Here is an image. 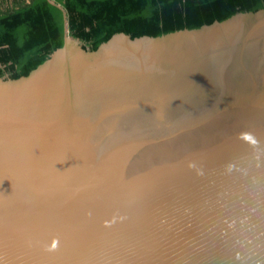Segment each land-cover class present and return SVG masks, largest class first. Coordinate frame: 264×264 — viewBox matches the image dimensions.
Masks as SVG:
<instances>
[{
    "label": "water",
    "instance_id": "95a60500",
    "mask_svg": "<svg viewBox=\"0 0 264 264\" xmlns=\"http://www.w3.org/2000/svg\"><path fill=\"white\" fill-rule=\"evenodd\" d=\"M55 5L0 77V264H264V7L93 51Z\"/></svg>",
    "mask_w": 264,
    "mask_h": 264
},
{
    "label": "trees",
    "instance_id": "16d2710c",
    "mask_svg": "<svg viewBox=\"0 0 264 264\" xmlns=\"http://www.w3.org/2000/svg\"><path fill=\"white\" fill-rule=\"evenodd\" d=\"M67 14L69 34L91 50L113 34L160 36L255 12L264 0H54ZM49 0H32L0 13V77L27 76L64 42L63 12Z\"/></svg>",
    "mask_w": 264,
    "mask_h": 264
},
{
    "label": "rangeland",
    "instance_id": "374dc122",
    "mask_svg": "<svg viewBox=\"0 0 264 264\" xmlns=\"http://www.w3.org/2000/svg\"><path fill=\"white\" fill-rule=\"evenodd\" d=\"M17 1L18 2H15V5L10 6L7 9L1 8L0 13H8V12H11L15 9L22 7V6H25V5H27V1H29V0H17ZM4 75H7L8 77H10V74L7 71L4 73Z\"/></svg>",
    "mask_w": 264,
    "mask_h": 264
},
{
    "label": "crops",
    "instance_id": "0c3cea01",
    "mask_svg": "<svg viewBox=\"0 0 264 264\" xmlns=\"http://www.w3.org/2000/svg\"><path fill=\"white\" fill-rule=\"evenodd\" d=\"M31 1H32V0L27 1V5H29V4L31 3ZM49 1H50V2L52 1V2L55 3L54 0H49ZM15 2H18V1H17V0H0V9H1V8L7 9V8L10 7V6L15 5ZM52 2H51V3H52Z\"/></svg>",
    "mask_w": 264,
    "mask_h": 264
}]
</instances>
